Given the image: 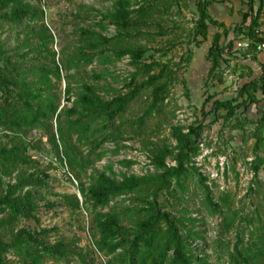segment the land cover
Returning a JSON list of instances; mask_svg holds the SVG:
<instances>
[{
	"label": "rangeland",
	"instance_id": "1",
	"mask_svg": "<svg viewBox=\"0 0 264 264\" xmlns=\"http://www.w3.org/2000/svg\"><path fill=\"white\" fill-rule=\"evenodd\" d=\"M24 1L33 14L21 17L18 22L1 21L0 47L11 56L25 80L35 78L31 69L35 55L43 65L56 68L58 76L48 74L57 110L61 109L56 118L54 114L32 127L7 129L0 125V144L24 148L20 150L22 161L0 170V192L5 182L14 181L18 173L41 180L26 186L33 192L37 207L27 216H17L11 224L0 225L3 239L9 240L19 227L31 231L46 228L40 235L48 242H65L67 254L60 260L43 258L39 264H108L110 254H103L93 244L96 233L91 216L94 210L84 195L91 176L100 171L115 178L154 172L150 160L152 150L162 143H174L171 126L179 125L183 132L187 126H193L197 129L199 143L189 164L203 179L192 173L185 177L182 187L171 182L167 190L157 195L160 210L180 218L183 234L188 235L187 228L198 234V237L189 235L187 241L197 248L193 249V254L202 256L208 264H233L229 252L237 234L242 238L241 245L254 252L249 264H264V161L254 169L256 157L264 159V94L256 90L252 92L253 97L247 93L238 95L232 101L236 105L230 114L223 106L211 109L214 99L236 95L241 82L258 73V63L263 61L264 55L255 56L257 59L245 57L258 50L250 51L248 40L236 32L233 34L236 57L226 58V65H215L208 72L211 60L206 57V48L213 32L218 34V42L223 43L222 26L208 23L202 38L193 31L197 16L195 0L170 1L167 8L160 3L153 11L151 35L139 34L128 40L148 47L140 57L142 61L154 59L173 68L174 78L162 103L139 120L148 100V89H142L115 118L108 135L104 131H93L89 126L85 135L77 137L75 132L66 130V118L75 116L67 108L81 81L94 84L99 94L107 97L125 90L124 81L136 71L126 56L109 63L93 59L86 64L72 65L70 61L79 43V28L98 30L99 13L111 9L114 0ZM124 1L134 7L140 0ZM210 2L219 3L223 10L229 8V12L236 10L239 16L246 7L242 0ZM158 26L165 32L158 34ZM226 27L231 32V25ZM145 28L142 26L141 30ZM102 32L113 34L115 27L105 24ZM42 41L46 43L36 54V44ZM15 54L19 58H15ZM140 77L138 73L137 79ZM2 102L0 90V104ZM93 125L98 127L99 123L93 121ZM165 160L172 163L168 157ZM203 185L211 199L219 202L221 213L208 208ZM222 196L226 198L225 204ZM139 200L138 193H125L101 208L116 213L119 236H131V227L139 214L127 208H136ZM224 216L232 219L228 225ZM1 257L4 264L22 263L21 255L11 250Z\"/></svg>",
	"mask_w": 264,
	"mask_h": 264
},
{
	"label": "trees",
	"instance_id": "2",
	"mask_svg": "<svg viewBox=\"0 0 264 264\" xmlns=\"http://www.w3.org/2000/svg\"><path fill=\"white\" fill-rule=\"evenodd\" d=\"M174 0H140L136 6L130 7L124 0H114L112 8L99 13L96 21L99 29L79 28V43L75 46L70 56L72 65L77 62L89 63L96 59L99 63H109L116 58L126 56L128 62L134 65L136 71L131 73L123 83V91H117L107 97L102 96L96 90L94 84L81 81L79 89L71 105L67 108L75 116L67 117V128L76 133L77 137L85 135L86 129L91 126L93 131H104L110 133V127L114 120L126 108L127 104L142 89L147 91V105L143 114L139 116L142 120L156 110L162 103L168 85L174 78L173 68L166 62L151 59L142 61L141 55L148 49L145 44L132 43L130 37L142 34L151 35L149 26L153 18V11L158 4L162 3L167 8L168 3ZM221 1V0H220ZM246 7L240 12V19L231 25V32L221 20L212 17L207 11L209 0H195L197 16L194 20V33L202 38L206 35L207 24L222 26L223 43L218 42V34L213 32L210 42L206 48V57L211 60L208 72L215 65H226V58L236 57L233 34L241 33L247 40V47L255 51V45L264 41V32L259 29L262 11V0H242ZM256 1V3H255ZM24 0H0V22H18L21 17H29L33 14ZM105 24H113L115 32L106 34L102 32ZM145 26V30L141 27ZM158 34L165 32L162 26H158ZM41 43V44H40ZM36 44L35 51L39 54L42 41ZM19 58L18 54L14 55ZM255 59L254 55H246ZM30 60V58H29ZM31 66L35 78L25 80L13 64L11 56L4 53L0 47V90L2 103L0 104V125L7 129H19V127H32L41 124L46 119L55 118L59 115L54 92L51 89L49 74L58 76V72L42 64L37 55ZM259 71L248 80L242 81L237 88L236 95L223 99H214L211 109L226 107V113L230 114L233 104L238 95L247 93L253 97L252 92L258 90L264 94V63L259 61ZM141 77L137 79V74ZM93 75L98 76L96 73ZM65 90H68L66 86ZM67 100V99H66ZM93 121L99 123L96 127ZM61 138V128L58 127ZM170 135L174 143L172 145L162 143L156 146L151 153V162L154 172L144 174H127L120 178L108 175L103 171L91 176L84 195L90 200L94 213L91 216L96 237L94 246L103 254H110V262L118 264H208L200 255L193 254V249L187 241L188 236L198 237V234L187 228V234H183L180 218L171 216L160 210L157 195L162 190H167L171 182L178 187L183 186L185 177L196 173L203 179L199 172L189 164L192 157L197 153L199 137L197 129L187 126L185 132L181 131L179 125H172ZM24 148L19 145L6 146L0 144V170L8 164L22 161L20 150ZM64 152L67 154V151ZM166 157L172 160L169 164ZM264 161L260 156L256 157L254 169L257 164ZM41 182L39 178H28L23 174L15 175L14 181H6L0 192V225L11 224L19 216H27L37 207L33 199V192L26 186L30 183ZM26 187V188H25ZM206 194V203L211 212L221 213L219 202L212 200L209 191L203 185ZM130 192H136L140 196V205L136 208H127L135 214H139L131 227L130 237L119 236L120 224L118 217L111 209L101 210L112 198ZM226 198L222 196L225 204ZM97 208V209H96ZM226 218L225 224L231 222ZM47 231L42 228L39 231H31L25 227H19L11 233L9 240H4L0 233V264H4L1 254L9 250L21 255V264H39L43 258L60 260L67 254L65 242L56 240L46 241L40 233ZM242 238L236 235L235 242L229 252V258L233 264H249L254 257V252H249L248 247L241 245ZM240 244V246H239ZM244 248V250H243Z\"/></svg>",
	"mask_w": 264,
	"mask_h": 264
},
{
	"label": "crops",
	"instance_id": "3",
	"mask_svg": "<svg viewBox=\"0 0 264 264\" xmlns=\"http://www.w3.org/2000/svg\"><path fill=\"white\" fill-rule=\"evenodd\" d=\"M218 5H219V3H217V2L208 3L207 11L209 12V14L212 17H214V18H216L218 20H221L224 23V25H226V26L228 24L232 25L233 23H235V22H237L239 20L240 16H239V14H238V12L236 10L234 12H229V8L226 9V10H223ZM262 11H263V13L261 14V16L259 18V20H260L259 29L264 32V0H262ZM253 52H255V51H253ZM262 54L264 55V47L261 50H258V52H256L255 54H252V55L258 57V55H262Z\"/></svg>",
	"mask_w": 264,
	"mask_h": 264
},
{
	"label": "built area",
	"instance_id": "4",
	"mask_svg": "<svg viewBox=\"0 0 264 264\" xmlns=\"http://www.w3.org/2000/svg\"><path fill=\"white\" fill-rule=\"evenodd\" d=\"M246 44V43H245ZM256 49L257 50H261L263 47H264V41L262 42H258L256 45H255ZM263 63H264V56H263Z\"/></svg>",
	"mask_w": 264,
	"mask_h": 264
}]
</instances>
